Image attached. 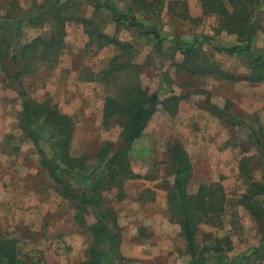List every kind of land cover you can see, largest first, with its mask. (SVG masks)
I'll use <instances>...</instances> for the list:
<instances>
[{
	"label": "rangeland",
	"instance_id": "obj_1",
	"mask_svg": "<svg viewBox=\"0 0 264 264\" xmlns=\"http://www.w3.org/2000/svg\"><path fill=\"white\" fill-rule=\"evenodd\" d=\"M261 1L247 50V42L221 30L217 16L199 0H146L147 8L143 0H0V34L10 46L3 54L9 53L7 71L0 60V264H194L168 200L176 178L171 156L176 142L193 165L189 191L215 185L214 199L223 201L212 219L197 222L196 243L209 248L205 264H264V225L240 202L253 181L264 182V80L243 78L264 76ZM43 12L47 18L41 23L36 16ZM122 14L128 17L116 20ZM76 16L92 18L103 32L130 43L131 64L121 71L123 77L137 75L161 100L128 150L134 178H111L105 163L94 157L83 172L66 170L54 155L50 128L41 124L37 139L20 127L28 97L72 116L71 155H94L105 142L125 147L120 119L108 125L103 120L111 87L102 75L120 51L92 42ZM62 24L58 50L44 56V43L24 48ZM153 28L162 43L145 33ZM235 45L241 48L234 54L217 48ZM187 47H192L188 54ZM14 50L17 62L10 57ZM50 55L57 56L55 64ZM213 66L231 78L212 73ZM167 98L174 99L164 106ZM39 147L58 171L63 169V185L50 177ZM96 184L104 201L95 209L104 211L110 204L117 217L111 247L92 231L98 221L94 206L85 212L78 208L83 189ZM252 198L264 206V194ZM217 240H223L224 250H212Z\"/></svg>",
	"mask_w": 264,
	"mask_h": 264
},
{
	"label": "trees",
	"instance_id": "obj_2",
	"mask_svg": "<svg viewBox=\"0 0 264 264\" xmlns=\"http://www.w3.org/2000/svg\"><path fill=\"white\" fill-rule=\"evenodd\" d=\"M143 1L146 5L145 8H147L148 3L146 0ZM199 1L205 11L214 13L217 16L219 23L218 27L221 30H226L229 33H236L240 37V40L247 42L246 49H249L255 28L258 27L254 20L256 19L257 14H260L259 9L262 6L261 0ZM46 14L47 12H43V14L36 16V20L43 23L47 18ZM253 15L255 16V19H253ZM54 16L59 18L61 16L60 12L58 11ZM127 17L128 15L122 14L120 17H117L116 20L119 21L121 18L126 19ZM69 18L70 17L62 18L61 22L64 19L68 20ZM74 20L84 24L91 41L98 42L99 47L113 44L117 46L120 51L108 62L102 75V80L111 87V94L106 96L104 102L103 120L104 123L108 125L112 119H120L122 126V140L125 147L114 149L112 142H105L99 147L94 155L87 153H83L79 156L71 155L69 148L73 139L74 120L72 116L63 113L56 105L51 104L49 101L38 102L27 97L23 102L25 116L21 119L22 123H20V127L25 134L31 137L35 136L37 139L42 132L41 124L50 128L54 140L52 146L54 155L60 157L61 161L65 164L66 170L83 172L89 168L87 160L94 157L99 164L105 163V168L110 172L109 176L111 178L114 179L121 176H124L126 179L134 178L135 175L130 168L131 165L128 157V150L132 143L143 132L147 122L156 111L157 105L161 103V100L157 92L149 93L148 90L140 84L137 75L123 77L121 71L123 72L131 64L130 59L132 58V55L130 51V43L123 42L117 37L110 36L103 32L96 21L92 18L76 16ZM145 33L153 34L160 43L164 40L155 28L151 31H145ZM64 35V25H58L48 38L44 39V37H37L31 43L24 46V48L27 49L28 47H32L37 49L39 43H44L46 46L43 55L45 56L63 46ZM0 37L4 41L0 40V60L2 61V68L7 71L8 66L6 64V59H8L9 53L7 52L5 55L3 54L6 50L10 49L9 41L5 35L1 36L0 34ZM217 48L228 54H234L241 48V46L235 45L226 48ZM191 50L192 47H187L184 52L188 54ZM25 52L26 50L24 51V56ZM125 54L128 56V59L123 61L120 57ZM53 55H50V57L51 59H54L52 64H55L57 56ZM10 57L13 62H17L20 59L15 50L11 53ZM40 57H42V55ZM211 71L212 73H221L222 77L231 78L228 73L220 70L217 66L211 67ZM18 75H21V71L15 73L16 77ZM243 78L250 81L264 80V76L258 77L256 73ZM21 92L23 94L26 93L22 90ZM172 99L174 98H167L162 101V103L165 106L166 104H169ZM252 136L255 142L259 144L260 141L258 137L254 133H252ZM35 137L34 140L37 142ZM39 151L42 155L41 162L47 167L50 177L58 182V184L63 185V169L58 171L57 166L59 165L53 161V158L48 159L41 147H39ZM171 156L176 172V178L174 186L169 193L168 200L172 206L175 217L181 224L187 247L192 257V262L194 264H205L206 256L204 255V250L208 251L209 248H200L196 243L195 233L198 224L197 222L202 218L204 221L212 219V216H215L216 213H218V210L223 209V201L214 199L213 188L215 185L210 186L203 184L199 187L197 192L192 193L189 191V181L193 175V165L187 151L181 143L176 142L172 145ZM89 187L90 188L86 187L83 189L82 197L79 198L83 201V204L78 208L85 212L90 205L94 206V210L97 212L96 216L98 221L92 226V231L97 238L106 241L105 246L111 247L116 240V229L118 228L119 230V227H117V217L113 212L115 210L110 204H108L109 206H107V210L98 211L95 209L100 202L104 201V198L100 192H96L98 184L94 187ZM206 190H209L208 194H205ZM74 191L75 190L73 189L70 192L73 194ZM248 191L249 193L244 195L240 202L251 211L257 219H259L262 225H264V206L262 207V205H260L258 199L254 200L252 198L253 195L264 194V182L253 181L250 184ZM78 218L81 220L83 219L82 215ZM111 223L112 225H109ZM217 241L218 242L212 247V250H224L223 247H219V244L223 240ZM4 249L7 250V252L11 251L10 249Z\"/></svg>",
	"mask_w": 264,
	"mask_h": 264
}]
</instances>
